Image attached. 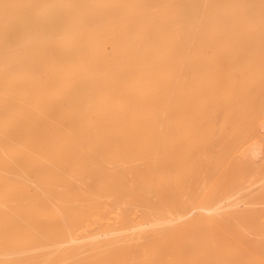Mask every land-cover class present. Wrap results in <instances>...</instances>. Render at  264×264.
I'll list each match as a JSON object with an SVG mask.
<instances>
[{"label":"bare ground","instance_id":"bare-ground-1","mask_svg":"<svg viewBox=\"0 0 264 264\" xmlns=\"http://www.w3.org/2000/svg\"><path fill=\"white\" fill-rule=\"evenodd\" d=\"M61 18L64 47L116 53L77 56V148L66 135L57 154L0 144V264H209L197 260L228 254L250 227L220 223L214 203L236 191L222 194L221 150L209 148L241 139L238 105L264 115V0H62Z\"/></svg>","mask_w":264,"mask_h":264},{"label":"rangeland","instance_id":"rangeland-1","mask_svg":"<svg viewBox=\"0 0 264 264\" xmlns=\"http://www.w3.org/2000/svg\"><path fill=\"white\" fill-rule=\"evenodd\" d=\"M61 15L62 0H0V144L30 145L38 149L39 153L57 154L53 145H60L62 136L66 135L70 139L67 140L68 147L77 148L79 137L76 134L78 110L75 81L81 72L77 56L81 53L116 52H86L64 47ZM102 68L104 71L107 69L106 66ZM247 70L246 66L240 67V73H248ZM261 83L264 88V81ZM243 101L247 102L246 99ZM245 106L238 105L237 115L233 118L234 128H241L238 129L239 133L235 129L241 139L236 141L235 146H227L224 142L219 148H209L221 150L219 165L222 194L226 195L233 189L236 191L229 198L224 197L215 202L214 206L221 202L220 223L227 232L234 231V224L240 223L250 228L256 225L253 228L257 230H254V235L249 233L250 228L242 237L237 234V241L227 244L230 252L221 258L197 260L199 263L264 264V115L257 111L246 114L248 106ZM244 117L248 118L244 120L245 123L241 121ZM11 134L12 139H9ZM88 135L91 141L98 140L96 131L90 130ZM117 136L118 132L112 129L109 142L113 143ZM48 145L51 146L47 147ZM227 151L231 153L226 155ZM244 152L247 155L242 154ZM241 154L244 156H240ZM204 165L211 168L217 164L208 159ZM82 167L89 170L92 164L86 160ZM77 169L74 165V170ZM13 176L16 186L20 187L24 180L23 173L16 170ZM206 179V192L210 195L214 192L213 186L209 184L212 178L207 174ZM4 183L7 184L6 181ZM93 215L99 216V222L104 221L97 208L91 214V217L96 218ZM7 216L8 213L5 218ZM91 228L96 229L97 226L93 225ZM162 260L193 261L160 259L153 262Z\"/></svg>","mask_w":264,"mask_h":264}]
</instances>
